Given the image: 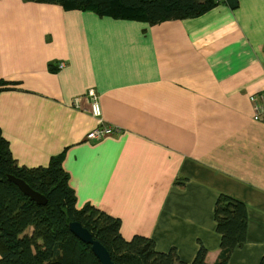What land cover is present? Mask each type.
Instances as JSON below:
<instances>
[{
  "label": "crops",
  "instance_id": "0c3cea01",
  "mask_svg": "<svg viewBox=\"0 0 264 264\" xmlns=\"http://www.w3.org/2000/svg\"><path fill=\"white\" fill-rule=\"evenodd\" d=\"M57 61L64 68L50 71ZM0 79L13 82L0 92L12 154L27 166L61 154L77 207L119 217L125 238L148 234L186 262L200 238L213 263L212 207L226 192L247 203L249 216L246 242L227 264H258L264 123L251 97L264 94V0L154 25L0 0ZM89 89L104 124L119 128L90 142L84 136L99 120Z\"/></svg>",
  "mask_w": 264,
  "mask_h": 264
},
{
  "label": "trees",
  "instance_id": "16d2710c",
  "mask_svg": "<svg viewBox=\"0 0 264 264\" xmlns=\"http://www.w3.org/2000/svg\"><path fill=\"white\" fill-rule=\"evenodd\" d=\"M23 1L57 4L66 10L90 9L97 14L117 18L130 16L146 20L151 25L198 17L222 3L231 10L240 5V0ZM48 68L50 71L59 70L56 63L51 62ZM8 85V81L0 79V92L9 88ZM7 174L24 179L34 190L43 193L46 204H37L30 199L7 178ZM69 179L61 154L52 156L47 165H20L0 130V264H102L91 245L78 239L71 231V221H78L87 228L94 239L108 249L115 264H208L206 248L202 244L194 259L185 262L175 246L160 250L156 241L147 236L134 234L125 238L120 231L119 217L90 203L77 208L76 193ZM214 218L220 235V253L213 264H226L234 249L246 242V207L222 194L215 204ZM258 264H264V255Z\"/></svg>",
  "mask_w": 264,
  "mask_h": 264
},
{
  "label": "rangeland",
  "instance_id": "374dc122",
  "mask_svg": "<svg viewBox=\"0 0 264 264\" xmlns=\"http://www.w3.org/2000/svg\"><path fill=\"white\" fill-rule=\"evenodd\" d=\"M223 4V3H222ZM55 5H57V4H55ZM120 5V8L122 7V5L121 4H119ZM220 5V4H219ZM223 5H225V4H223ZM58 6H60V5H58ZM225 6H227V5H225ZM240 6V5H239ZM62 7V6H61ZM217 7V6H216ZM228 7V6H227ZM63 8V7H62ZM229 8V7H228ZM64 9V8H63ZM230 9V8H229ZM237 9V8H236ZM64 10H66V9H64ZM75 10H81V11H91L90 9H86V10H83V9H72V10H66V11H75ZM140 10V9H139ZM132 12H133V10H131L130 11V13L132 14ZM98 16H108V15H104V14H97ZM109 17H112V18H114V19H122V20H131V21H142V22H146V20H141V19H138V18H134V17H130V16H126V17H124V18H117V17H113V16H110L109 15ZM143 19V18H142ZM188 19V18H187ZM150 24V23H149ZM154 25V24H153ZM61 63H63L64 64V66H65V62L64 61H57L56 62V66H57V68H58V66H59V64H61ZM9 82V84H12L13 82L12 81H8ZM89 92H93V94H95V96H96V100L98 101V103L100 104V102H99V96H98V93L94 90V89H89L87 92H86V96H87V98H88V100H89ZM251 99H252V101H253V104H254V108H255V110H256V113L254 114V119L255 120H259L260 122H263L264 123V115H263V110H264V94H261V96H260V98L258 99V96H256V95H254V96H252L251 97ZM255 100V101H254ZM90 103V102H89ZM101 107V106H100ZM90 109H91V104H90ZM102 111V110H101ZM90 113H91V110H90ZM92 114V113H91ZM93 115V114H92ZM94 116V115H93ZM94 117H96V118H98V120H99V125H97V126H103V127H112V128H114V130H113V132L111 133V134H113L114 132H116V131H118L119 130V128H116L115 126H109V125H105L104 124V120H103V118H102V113H101V119L102 120H100V118L99 117H97V116H94ZM97 126H95V127H97ZM94 127V128H95ZM90 131V130H89ZM88 131V132H89ZM87 132V133H88ZM86 133V134H87ZM108 135H110V134H108ZM107 136V135H106ZM84 140H86V141H94V140H92L90 137H88L87 135H85L84 136ZM62 164H63V161H62ZM66 170V169H65ZM67 171V170H66ZM68 172V171H67ZM185 181L186 182V180H187V178H182V179H178V181ZM41 193V192H40ZM43 194V193H42ZM222 194H224V195H227V196H230V197H232V198H234V199H236V200H238V201H240V202H242L244 205H245V207H246V211H247V216H248V206H247V203L244 201V200H242V199H240V198H237V197H235V196H232L231 194H229V193H226V192H220V193H218L217 194V196H216V198L214 199V204H213V207H212V212H213V221H214V223H215V228H216V225H217V222H216V220H215V218H214V208H215V204H216V202H217V200H218V198L220 197V195H222ZM30 198V197H29ZM31 199V198H30ZM34 201V200H33ZM36 202V201H35ZM37 203V202H36ZM38 204V203H37ZM76 204H77V197H76ZM92 205V204H91ZM77 206V205H76ZM83 206H85V204L83 205ZM82 206V207H83ZM92 206H94V205H92ZM82 207H77V208H82ZM96 207V206H95ZM248 220H249V216H248ZM80 223V222H79ZM84 227V226H83ZM121 227V226H120ZM85 228V227H84ZM121 231V230H120ZM217 231V230H216ZM218 232V231H217ZM135 234H140V235H144V236H147V237H149V238H151L148 234L146 235V234H144V233H135ZM134 235V234H133ZM132 235V236H133ZM77 237V236H76ZM78 238V237H77ZM246 238H247V236H246ZM79 239V238H78ZM99 241V240H98ZM100 242V241H99ZM101 243V242H100ZM102 244V243H101ZM198 244H199V247H200V245L202 244L205 248H206V246L203 244V242H202V240L200 239V238H198ZM172 246H174V245H172ZM176 247V246H175ZM199 247H198V249H199ZM176 249H177V251H178V248L176 247ZM198 251V250H197ZM207 253H208V249L206 248V255H207ZM220 253V252H219ZM95 254V253H94ZM178 254H179V251H178ZM197 254V252L195 253V255ZM264 255V254H263ZM262 255V256H263ZM179 256H180V254H179ZM231 256V255H230ZM262 256H261V258H262ZM195 257V256H194ZM218 257H219V255H218ZM98 258V257H97ZM181 258V257H180ZM230 258V257H229ZM261 258H260V260H261ZM99 259V258H98ZM194 259V258H193ZM192 259V260H193ZM218 259V258H217ZM217 259L213 262V263H215L216 261H217ZM191 260V261H192ZM229 260V259H228ZM259 260V261H260ZM190 261V262H191ZM101 262V261H100ZM186 262V261H185ZM207 262V261H206ZM208 263V262H207ZM213 263H208V264H213ZM227 263H228V261H227ZM226 263V264H227ZM259 263V262H258Z\"/></svg>",
  "mask_w": 264,
  "mask_h": 264
},
{
  "label": "water",
  "instance_id": "95a60500",
  "mask_svg": "<svg viewBox=\"0 0 264 264\" xmlns=\"http://www.w3.org/2000/svg\"><path fill=\"white\" fill-rule=\"evenodd\" d=\"M10 181L14 182L21 191L29 196L38 204H46L47 200L44 194L34 190L24 179L15 176L14 174H7ZM71 231L84 243L90 244L92 251L99 258L102 264H115L110 256L108 249L101 244L97 239H94L91 232L82 226L78 221H71L69 223Z\"/></svg>",
  "mask_w": 264,
  "mask_h": 264
},
{
  "label": "built area",
  "instance_id": "2783aa9c",
  "mask_svg": "<svg viewBox=\"0 0 264 264\" xmlns=\"http://www.w3.org/2000/svg\"><path fill=\"white\" fill-rule=\"evenodd\" d=\"M62 68H64L63 63L59 64V66H58L59 70ZM88 95H89V102L91 104V109H90L91 113L94 116L99 117L100 120H102L101 119V113H102L101 107H100V104L98 103V101L96 100L95 94H93V92H89ZM78 101H79L78 98L74 99L75 103H78ZM113 130H114V128H112V127L97 126L93 129H91L86 135L95 141V140H98V139L105 137L108 134H111L113 132Z\"/></svg>",
  "mask_w": 264,
  "mask_h": 264
},
{
  "label": "bare ground",
  "instance_id": "6f19581e",
  "mask_svg": "<svg viewBox=\"0 0 264 264\" xmlns=\"http://www.w3.org/2000/svg\"><path fill=\"white\" fill-rule=\"evenodd\" d=\"M37 166H41V165H37ZM8 178V177H7ZM14 183V182H13ZM19 188V187H18ZM20 189V188H19ZM21 190V189H20Z\"/></svg>",
  "mask_w": 264,
  "mask_h": 264
}]
</instances>
